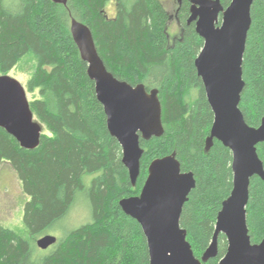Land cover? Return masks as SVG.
Instances as JSON below:
<instances>
[{
	"label": "trees",
	"instance_id": "1",
	"mask_svg": "<svg viewBox=\"0 0 264 264\" xmlns=\"http://www.w3.org/2000/svg\"><path fill=\"white\" fill-rule=\"evenodd\" d=\"M231 2L221 0L224 8ZM110 3L115 5L113 17L107 11ZM189 17L188 2L172 16L163 0H68L67 5L0 0V76L33 54L36 67L27 89L35 96L30 101L34 117L43 126L35 150L23 149L0 128V170L9 164L30 198L23 215L29 238L0 226V264H149L142 228L119 202L139 196L151 163L173 153L182 172L193 173L196 180L180 224L201 259L233 190V158L217 140L206 152L214 114L195 67L204 40L188 24ZM251 18L239 107L246 123L258 128L264 118V0H254ZM72 19L90 28L100 57L118 80L159 92L164 135L141 139L144 154L135 187L72 37ZM173 20L180 28L175 37L170 32ZM257 151L264 164V143ZM87 175L94 176L88 185ZM81 197L89 222L41 254L37 240L66 218ZM247 224L252 243H261L264 181L258 176L251 179ZM218 242V256L204 264H219L226 255V237L220 235Z\"/></svg>",
	"mask_w": 264,
	"mask_h": 264
},
{
	"label": "water",
	"instance_id": "2",
	"mask_svg": "<svg viewBox=\"0 0 264 264\" xmlns=\"http://www.w3.org/2000/svg\"><path fill=\"white\" fill-rule=\"evenodd\" d=\"M67 5L68 0H52ZM189 1L188 24H195L204 47L195 61L208 103L214 114L206 152L214 141L232 153L233 190L222 204L212 242L198 259L181 227V215L192 190L193 173L182 172L173 153L154 160L141 194L123 198V212L142 228L149 249V264H204L218 256L219 236L228 242L227 253L219 264H264V240L253 244L247 224V205L251 179L264 181V164L257 146L264 143V118L258 128L250 127L240 110L243 60L252 25L254 0H232L224 8L221 0H177L179 6ZM71 34L81 57L88 65V75L95 83L108 130L122 148V162L133 187L137 185L144 149L141 139L149 141L164 135L163 108L157 89L148 91L118 80L100 57L90 28L71 20ZM0 128L11 135L23 149L39 147L43 126L36 121L23 85L10 75L0 76ZM58 242L52 235L37 240V247L48 250Z\"/></svg>",
	"mask_w": 264,
	"mask_h": 264
},
{
	"label": "rangeland",
	"instance_id": "3",
	"mask_svg": "<svg viewBox=\"0 0 264 264\" xmlns=\"http://www.w3.org/2000/svg\"><path fill=\"white\" fill-rule=\"evenodd\" d=\"M163 2L168 11L174 16L178 8L177 0H163ZM107 11L109 13L108 15L113 17L116 11L115 5L110 3L107 6ZM170 32L173 34L172 37L179 36L180 34V28L177 27L175 20H173V23L170 25ZM35 64L34 56L30 53L26 55L9 74L23 85L29 101H32L35 97L34 94H30L27 89L28 82L36 67ZM44 132L47 133L46 130ZM93 178V175H87L85 177L86 184H90ZM29 201V196L23 191L21 180L14 173L10 165L5 163L0 170V226L14 230L25 238H29V234L23 222L24 208ZM90 219L91 215L86 199L81 197L68 216L54 229L48 230L45 235H52L59 240L63 238L67 232L86 224ZM39 252L41 254L45 253L41 249H39Z\"/></svg>",
	"mask_w": 264,
	"mask_h": 264
},
{
	"label": "flooded vegetation",
	"instance_id": "4",
	"mask_svg": "<svg viewBox=\"0 0 264 264\" xmlns=\"http://www.w3.org/2000/svg\"><path fill=\"white\" fill-rule=\"evenodd\" d=\"M184 2H188V3H190L189 1H184ZM184 2H183V4H184ZM178 3V2H177ZM182 4V5H183ZM182 6H179V4H178V8H177V11L181 8ZM190 7H191V4H190ZM194 24V23H193ZM195 25V24H194Z\"/></svg>",
	"mask_w": 264,
	"mask_h": 264
}]
</instances>
